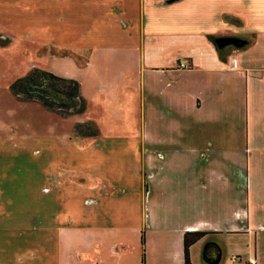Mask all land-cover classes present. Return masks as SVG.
I'll return each instance as SVG.
<instances>
[{
    "label": "crops",
    "instance_id": "obj_1",
    "mask_svg": "<svg viewBox=\"0 0 264 264\" xmlns=\"http://www.w3.org/2000/svg\"><path fill=\"white\" fill-rule=\"evenodd\" d=\"M55 1L63 12L80 3ZM108 18L120 48L105 67L136 75L133 159L148 175L135 207L157 234V264H184L188 233L206 234L191 264H264V0H125ZM247 33L253 43L221 52L209 39Z\"/></svg>",
    "mask_w": 264,
    "mask_h": 264
},
{
    "label": "rangeland",
    "instance_id": "obj_2",
    "mask_svg": "<svg viewBox=\"0 0 264 264\" xmlns=\"http://www.w3.org/2000/svg\"><path fill=\"white\" fill-rule=\"evenodd\" d=\"M124 1L80 0L63 12L55 0H0V264H141L143 252L157 264V234L146 233L149 215L140 228L135 207L134 186L148 175L133 159L136 75L109 71L102 57L120 48L104 24ZM33 69L78 81L86 111L61 117L18 101L10 87ZM85 121L99 135L76 136Z\"/></svg>",
    "mask_w": 264,
    "mask_h": 264
},
{
    "label": "trees",
    "instance_id": "obj_3",
    "mask_svg": "<svg viewBox=\"0 0 264 264\" xmlns=\"http://www.w3.org/2000/svg\"><path fill=\"white\" fill-rule=\"evenodd\" d=\"M223 38L226 37L214 38L213 36H209L218 52H221L225 48L237 49L230 45L222 48L219 47L217 41ZM233 38L244 42L242 48L245 46V40L234 36ZM10 89L18 101L38 103L46 111L55 113L61 117L82 114L88 106L78 81L40 69H33L26 76L17 79L13 82ZM73 131L76 136L82 137H95L100 133L93 121L76 123ZM204 236H206L204 233H188L184 236V264H191L189 247ZM141 264H145L144 252L141 256Z\"/></svg>",
    "mask_w": 264,
    "mask_h": 264
},
{
    "label": "water",
    "instance_id": "obj_4",
    "mask_svg": "<svg viewBox=\"0 0 264 264\" xmlns=\"http://www.w3.org/2000/svg\"><path fill=\"white\" fill-rule=\"evenodd\" d=\"M234 39V38H233ZM235 41H238V43L235 45L236 47H242L244 45V42L234 39ZM219 47H225L232 44V39L230 38H223L219 39L217 41ZM234 45V44H233Z\"/></svg>",
    "mask_w": 264,
    "mask_h": 264
},
{
    "label": "built area",
    "instance_id": "obj_5",
    "mask_svg": "<svg viewBox=\"0 0 264 264\" xmlns=\"http://www.w3.org/2000/svg\"><path fill=\"white\" fill-rule=\"evenodd\" d=\"M179 67H180V68H188L189 65H188V64H183V63H181V64L179 65Z\"/></svg>",
    "mask_w": 264,
    "mask_h": 264
}]
</instances>
